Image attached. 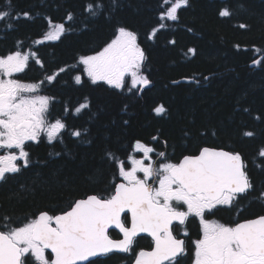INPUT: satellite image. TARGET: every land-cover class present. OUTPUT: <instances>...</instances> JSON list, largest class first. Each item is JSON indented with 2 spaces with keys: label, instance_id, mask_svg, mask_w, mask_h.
I'll return each instance as SVG.
<instances>
[{
  "label": "trees",
  "instance_id": "1",
  "mask_svg": "<svg viewBox=\"0 0 264 264\" xmlns=\"http://www.w3.org/2000/svg\"><path fill=\"white\" fill-rule=\"evenodd\" d=\"M173 1L10 0L9 7V0H0V11L11 12L0 20V56L31 50L27 68L15 78L39 84L35 93L54 98L48 122L60 119L66 125L54 142L27 143L29 166L0 183V225L4 217L20 226L42 211H65L89 193L109 194L120 177L107 153L126 160L138 140L162 149L165 143L175 159L204 146L240 152L253 185L247 203L251 199L264 213V157L259 155L264 149V0H188L177 21H161L160 13ZM88 4L102 7L92 15ZM225 8L229 16L220 15ZM49 18L65 24L58 40L45 39ZM120 27L137 34L146 56L142 72L150 84L141 94L94 83L80 62L102 50ZM52 75L56 78L48 81ZM82 104L88 107L77 112ZM160 105L165 111L158 114L154 110ZM77 130L78 137L72 135Z\"/></svg>",
  "mask_w": 264,
  "mask_h": 264
},
{
  "label": "snow or ice",
  "instance_id": "2",
  "mask_svg": "<svg viewBox=\"0 0 264 264\" xmlns=\"http://www.w3.org/2000/svg\"><path fill=\"white\" fill-rule=\"evenodd\" d=\"M187 5L188 0H174L166 12L160 13V20L177 21L178 10ZM100 7L88 4L86 10L96 15ZM10 15V11H0V20ZM22 15L30 18L28 12ZM220 15L229 16L230 12L225 8ZM71 19L69 13L67 20ZM164 26L160 24V28ZM66 31L64 23L55 24L49 18L45 39L58 40ZM156 31L153 30V36ZM137 40L135 32L120 27L116 37L101 51L80 57L87 76L94 83L104 81L118 89L125 88L126 78H130L129 92L138 85L148 86L150 81L142 72L146 56ZM189 51L195 52L194 49ZM30 55L34 54L17 50L0 56V149L6 150L0 155V182L5 181L8 174L20 173L29 166L26 142L38 141L42 132L52 141L66 127L60 119L48 122L49 105L54 98L32 95L39 84L12 78L14 73L24 71ZM55 78V75L47 77L48 81ZM75 80L81 82V76H76ZM86 107L88 105L82 104L76 111ZM154 111L159 114L165 109L160 105ZM72 135L78 137L81 133L77 130ZM134 148L143 156L127 157L131 161L130 168L107 153L122 178L120 183L112 185L109 195H87L59 214L42 211L16 227L12 226L10 217H4L5 223L0 225L3 228L0 230V264H26V260L27 264H32L33 259L38 264H78L114 250L130 252L140 233L150 234L154 247L141 249L134 264H177L176 258L184 255L186 249L184 240L173 234L172 226L174 222L177 226L184 225L193 215L199 217L202 226L201 238L193 242V264H264V216L234 225L205 219L206 211L211 213L218 205H231L238 194L253 187L240 152L201 147L198 154L185 155L176 163L166 160L157 166L152 161L153 147L138 140ZM156 155L166 159L164 152ZM259 155L264 157V149ZM181 206H186V210H181ZM113 227L123 234L122 239L111 238L109 229ZM49 249L54 254L52 259L46 255Z\"/></svg>",
  "mask_w": 264,
  "mask_h": 264
},
{
  "label": "flooded vegetation",
  "instance_id": "3",
  "mask_svg": "<svg viewBox=\"0 0 264 264\" xmlns=\"http://www.w3.org/2000/svg\"><path fill=\"white\" fill-rule=\"evenodd\" d=\"M38 41L43 42L44 40H43V38H41ZM25 69H24V71H25ZM18 74H20V73H17L16 76ZM98 82H104V81H98ZM129 85H130V78H126L125 88H123V89L124 90L127 89ZM141 86L142 85H138L134 89H139V91H140ZM33 95L46 96V95H44L42 93L41 94L33 93ZM79 107H80V105L78 106V108ZM62 111L64 112V110H62ZM48 112H49V110H48ZM63 131H64V129L61 130L59 136L62 134ZM46 136H47L46 133L42 132V137H39L38 141H28V142H26V144L27 143L39 144L41 142L42 138H45V141L47 142L49 140H48V138H46ZM54 141H49V142H54ZM26 144H25V150L28 152V150L26 148ZM148 145L155 149V152L152 153V161H155L157 166L160 163L166 162V160L167 161H171L173 163L179 162L182 159V157H183V156H180L179 158L175 159V158H173L172 155H168L169 151H168L167 146H166L165 143H163V145H164L163 149H162V147H157L156 142L149 143ZM134 150H135V148H134ZM5 151L6 150H4V149H0V155L4 154ZM13 151H18V150L13 149ZM158 152H164L166 154V159L158 157L156 155V153H158ZM140 155L142 157L143 153L137 152V151H133V153L131 155H129V156L139 157ZM122 161L125 162V167L126 168H128L129 165L131 164V161L128 160V159L122 160ZM145 162L149 163L150 161L146 160ZM17 163H22V162L18 161ZM11 175H14V174H8L7 178L10 177ZM139 175H141V177H142V174H139ZM121 181H122V178L120 177L116 181V183H119ZM150 183H152V181H150ZM251 189L248 190L246 193L238 194L237 197L233 200V203L231 205H218L215 209L212 210L211 213L206 211L205 212V219L215 220V221H218V222H220L222 224L234 225L235 223L243 222L245 220L254 219V218H257L258 216L264 215V213L257 212L256 209L254 207H252L251 199L247 203V200L251 196V194H250ZM91 194H96V193H89L87 195H91ZM109 194H106V195L105 194H99V195L107 196ZM87 195L75 199L74 202L76 200H78V199L85 198ZM181 210H186V206H181ZM57 214H59V213H57ZM52 215H56V214H52ZM128 215H129V218H130V214H128ZM13 227H16V226H13ZM172 229H173V234L178 239H183L184 242H185V249H186L185 254L182 255V256H178L176 258L177 264H193V259H194V256H193L194 244H193V242L195 240H197V239H200L201 236H202V226H201V222H200L199 217H196L194 215L193 216H189V218L187 219L185 224L181 225V226H177V222H174L173 226H172ZM0 230H3V228H0ZM185 232L187 233V235L184 234ZM109 235L111 236V238L113 240H120V239L123 238V235L116 229L109 230ZM152 247H154L153 238L151 237L150 234L143 233V234H141V235H139V236H137L135 238L134 245H133L132 250L130 252H127V253L112 252V253L107 254L106 256H99L94 261H97V262L108 261L109 262L112 258H115V257H128V258L131 259L130 260L131 262L128 263V264H133L136 255L138 254V252L141 249L151 250ZM46 255L49 256V259H52V255L49 252L46 251ZM33 264H38V262L34 261V259H33Z\"/></svg>",
  "mask_w": 264,
  "mask_h": 264
},
{
  "label": "water",
  "instance_id": "4",
  "mask_svg": "<svg viewBox=\"0 0 264 264\" xmlns=\"http://www.w3.org/2000/svg\"><path fill=\"white\" fill-rule=\"evenodd\" d=\"M263 59V56H260L257 60L258 61H261ZM256 60V61H257ZM259 63H253V65H258ZM181 81H183V82H187L188 81V79H182ZM146 86H141V89H140V93L142 92V90L145 88ZM204 147H210V146H204ZM215 148H217V147H215ZM224 149V148H223ZM224 150H226V151H230V150H227V149H224ZM198 154V153H197ZM189 155V154H188ZM243 157V156H242ZM183 158V157H182ZM246 170V169H245ZM120 183V182H119ZM243 194V193H242ZM91 195H93V194H91ZM83 199V198H82ZM79 200V199H78ZM48 212V211H47ZM49 214H51L50 212H49ZM262 216H264V215H262ZM255 219V218H254ZM111 229H116V228H110L109 230H111ZM116 230H118L119 231V229H116ZM122 234V233H121ZM141 234H143V233H140V234H138V236L139 235H141ZM123 235V234H122ZM47 252H49L51 255H52V258H53V256H54V254H52L51 253V250L49 249V250H46ZM113 252H119V253H125V252H121V251H119V250H114ZM99 257V256H98ZM97 257H91V258H89V261H84V262H78V264H87V263H89V262H91V261H94L95 259H96ZM135 261V260H134ZM134 264V263H133Z\"/></svg>",
  "mask_w": 264,
  "mask_h": 264
},
{
  "label": "rangeland",
  "instance_id": "5",
  "mask_svg": "<svg viewBox=\"0 0 264 264\" xmlns=\"http://www.w3.org/2000/svg\"><path fill=\"white\" fill-rule=\"evenodd\" d=\"M173 2H174V1H173ZM173 2H172V3H173ZM172 3H171V5H172ZM171 5H170V7H171ZM46 40H47V39H46ZM49 41H50V40H49ZM100 51H101V50H100ZM22 53H23V54H32L31 50H27L26 52L23 51ZM92 55H93V54H92ZM32 56H33V55H30V58H31ZM84 67H85V66H84ZM85 72H86V70H85ZM16 74H17V73H14V74H13V76H12L13 79H16V78H15ZM86 75H87V72H86ZM87 77H88V76H87ZM90 79H91V78H90ZM97 82H98V81H97ZM49 123H50V122H49ZM46 135H47V134H46ZM58 137H59V135L57 136V138H58ZM46 138H47V136H46ZM57 138H56V139H57ZM56 139H54V140H56ZM54 140H52V141H54ZM133 151H136V150H133ZM137 152H138V151H137ZM189 155H195V154H189ZM140 157H141V155H140L139 157H136V158L139 159ZM130 167H131V164L129 165L128 168H130ZM78 190H79V193H82V191H83L81 188H79ZM83 192H84V191H83Z\"/></svg>",
  "mask_w": 264,
  "mask_h": 264
}]
</instances>
